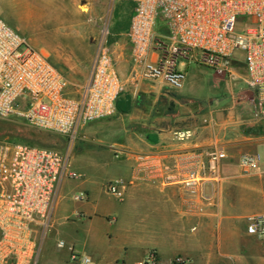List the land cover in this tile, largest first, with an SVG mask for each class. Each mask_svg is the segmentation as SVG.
I'll use <instances>...</instances> for the list:
<instances>
[{
	"label": "crops",
	"instance_id": "1",
	"mask_svg": "<svg viewBox=\"0 0 264 264\" xmlns=\"http://www.w3.org/2000/svg\"><path fill=\"white\" fill-rule=\"evenodd\" d=\"M114 56L125 88L114 115L96 127L116 150L76 160L72 169L81 182L73 189L62 183L50 227L44 236L34 232L37 264H76L58 240L89 255L93 264H139L151 251L162 261L181 255L189 264H264V240L246 232L247 219L264 214V114L251 101L245 67L216 73L222 81L240 83L238 95L231 93L227 103H202L192 87V64L200 65L179 64L185 80L178 91L141 78L133 87L126 72L128 66L133 72L130 54L127 64ZM217 145L227 153L218 180L187 187L188 174L205 173L208 153ZM242 153L260 156L257 171L239 168ZM112 180L124 182L121 198L107 191ZM76 189L86 201L70 198Z\"/></svg>",
	"mask_w": 264,
	"mask_h": 264
},
{
	"label": "built area",
	"instance_id": "2",
	"mask_svg": "<svg viewBox=\"0 0 264 264\" xmlns=\"http://www.w3.org/2000/svg\"><path fill=\"white\" fill-rule=\"evenodd\" d=\"M133 4L126 36L133 65L132 79L161 80L173 91L184 83L179 64L191 61L219 74L235 64L246 69L251 101L264 114V0H122ZM110 25L104 23L89 75L74 81L34 48L0 16V118H17L28 126L70 140L89 123L114 115L125 85L111 49ZM226 150L217 145L208 153L205 173L190 172L187 187L204 186L219 178ZM258 154L242 153L245 174L259 169ZM80 178L70 155L25 142L0 143V264H37L34 232L48 230L60 186ZM125 184L112 180L106 189L119 198ZM86 201L87 195L74 196ZM248 235L264 240V214L249 217ZM76 264H93L64 240ZM189 259H159L149 252L139 264H188ZM121 264V263H117Z\"/></svg>",
	"mask_w": 264,
	"mask_h": 264
},
{
	"label": "rangeland",
	"instance_id": "3",
	"mask_svg": "<svg viewBox=\"0 0 264 264\" xmlns=\"http://www.w3.org/2000/svg\"><path fill=\"white\" fill-rule=\"evenodd\" d=\"M132 12L133 4L122 0H0V16L74 81H83L89 75L104 23L110 25L109 43L118 64H127L130 47L126 32ZM192 66L195 68L192 87L202 103H227L231 93L238 95L243 87L240 83L222 81L211 68ZM126 72L130 76L132 67L128 66ZM137 82L138 79H134L133 87ZM107 118L87 124L72 141L68 136L32 128L17 118H0V143L27 142L37 136V145L67 152L72 167L81 155L116 150L105 144L107 132L96 127ZM92 176L95 180L107 178L104 174ZM81 180L66 179L64 182L73 189ZM70 191L71 199L80 192L79 189ZM175 257L188 259L181 255Z\"/></svg>",
	"mask_w": 264,
	"mask_h": 264
},
{
	"label": "trees",
	"instance_id": "4",
	"mask_svg": "<svg viewBox=\"0 0 264 264\" xmlns=\"http://www.w3.org/2000/svg\"><path fill=\"white\" fill-rule=\"evenodd\" d=\"M173 96H175L176 98H181V96H178L176 93H173ZM32 138H33V140L27 141L25 143H28L30 145H37L35 142H37L38 137L37 136H32ZM38 146H40V145H38Z\"/></svg>",
	"mask_w": 264,
	"mask_h": 264
}]
</instances>
